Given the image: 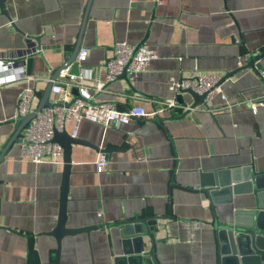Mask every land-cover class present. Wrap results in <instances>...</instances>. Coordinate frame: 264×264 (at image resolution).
Masks as SVG:
<instances>
[{
	"label": "crops",
	"instance_id": "1",
	"mask_svg": "<svg viewBox=\"0 0 264 264\" xmlns=\"http://www.w3.org/2000/svg\"><path fill=\"white\" fill-rule=\"evenodd\" d=\"M86 3L6 0L16 27L0 15L2 72L20 76L19 51L29 43L37 48L31 75L0 86L1 144L17 125L20 92L31 86L41 93L72 53ZM120 42H144L157 57L131 76V85L124 78L109 82L93 95L96 103L153 111L159 100H177L175 82L195 69L230 74L220 82L227 100L216 94L209 108L183 117L180 108L120 126L83 121L76 137L88 143L72 147L66 226L107 227L64 236L59 264H125L117 259L127 238L120 223L139 218L158 219L146 248L159 264H221L213 222L245 221L256 200L226 189L213 195L212 183L226 188L231 179L264 173V103L256 112L249 106L264 99V55L255 68L248 65L264 52V0H92L81 40L89 51L77 79L105 81L107 58ZM69 77L63 70L57 79L72 97ZM183 98L180 105L193 103L190 94ZM73 125L66 124L69 133ZM20 147L14 144L0 163V264H54L58 244L45 232L58 222L63 163L33 162ZM100 153L108 164L97 172ZM188 222L196 223L192 238Z\"/></svg>",
	"mask_w": 264,
	"mask_h": 264
},
{
	"label": "water",
	"instance_id": "2",
	"mask_svg": "<svg viewBox=\"0 0 264 264\" xmlns=\"http://www.w3.org/2000/svg\"><path fill=\"white\" fill-rule=\"evenodd\" d=\"M6 0H0V15H5L10 21L13 27H16L9 12L5 9ZM92 0H87L79 34L74 44L72 53L65 59V61L58 66L49 77L46 86L41 93L36 92L35 99L36 104L32 112L21 116L18 115L15 122L17 123L15 129L11 135L0 146V163L4 160L5 156L11 150V148L17 142H21V134L24 128L28 127L30 122L36 115L45 108L53 107L57 105L70 106L75 100L83 99L79 95V92L75 86L72 87V98L69 102L63 104L60 102H54L50 100V92L54 81L58 75L67 70L69 76L77 77L80 73V65L76 61L78 52L81 49V40L85 29V24L88 18L89 9ZM144 42H140L135 46V50L144 46ZM35 43L27 46L26 49L20 50L18 54V60L16 66H21L25 75H31V67L36 53ZM264 55V52L252 58L249 62V66L255 68V62ZM20 58V59H19ZM110 58H107L109 60ZM131 60L123 68L122 72L116 76L115 80L124 78L129 85H131V76L128 73V66ZM230 74H226L228 77ZM223 78V79H224ZM222 79V80H223ZM109 84L106 83L105 86ZM132 87V86H131ZM133 88V87H132ZM134 90V89H133ZM135 91V90H134ZM188 93L193 99V103L190 105V109L180 116H186L193 109H196L200 105H204L209 108V104L206 100V93L198 94L192 89L182 90L177 96V102L179 104L184 103L183 94ZM90 103H96L93 99ZM176 118V117H173ZM54 142L60 144L63 148V171L61 182V196H60V211L57 225L49 232H45L47 235L55 237L58 248L56 252L52 253L51 259L54 264H59L60 248L62 238L66 235H74L81 232L89 233L93 229L101 228L105 229L107 226L95 225L85 226L79 228H69L66 226L67 222V201H68V189H69V177L72 168V147L75 144H86L85 140L79 137H73L67 129L62 131L55 130L52 139ZM100 152H107L100 150ZM224 184H221L219 180H215L211 186V193L223 191L226 189L229 193L241 194V193H253L256 206L254 210H251L247 214L245 221L238 219L233 224L221 223L218 220L213 222L214 228L218 232V238L220 243L221 264H264V173L258 174L255 177H246L244 182L237 179H231L228 186L223 188ZM222 187V188H221ZM121 228L123 229V235L127 238L122 240L123 253L117 259L125 264H159L154 254L150 249H147L148 244H153L154 233L159 231L157 218H139L136 221L121 222ZM135 235V236H132Z\"/></svg>",
	"mask_w": 264,
	"mask_h": 264
},
{
	"label": "built area",
	"instance_id": "3",
	"mask_svg": "<svg viewBox=\"0 0 264 264\" xmlns=\"http://www.w3.org/2000/svg\"><path fill=\"white\" fill-rule=\"evenodd\" d=\"M38 50V49H37ZM87 48H81L77 54L76 61L83 62L88 55ZM157 57L155 49L149 46H141L135 50V46L127 42H120L114 46L113 56L107 60V70L105 81L101 80H83L79 81L77 77L70 76L67 84L72 89L75 86L79 95L83 99L75 100L70 106L57 105L42 109L35 118L32 119L29 126L24 128L20 136L21 155L33 162L50 161L54 163H63V148L60 144L54 142L53 136L55 130L62 131L66 129V124L73 121V129L71 135L76 137L80 124L89 120L104 126H120L128 123L135 118H153L158 117L162 112H175L180 108L184 110L190 109V105L182 106L178 104L176 97L163 99L158 101V106L153 111L147 112L142 106H132L127 109H118L110 102L90 103L93 95L104 89L106 83L115 80L126 64L131 60L128 66V73L134 77L146 70L149 63ZM5 60L0 56V86L13 80L25 78L24 73L16 77L11 71L2 72L5 66ZM37 75L36 77H39ZM223 74L211 73L207 74L198 69L184 79H180L174 84L176 93L182 90L192 89L198 94L207 92L206 100L209 102L213 96L220 94L223 99L227 100V96L223 92L220 85ZM37 90L31 86L25 87L19 95L18 115L24 116L33 111L35 107V94ZM71 95L67 88L63 86L61 80L56 79L52 85L50 92V100L54 102L67 103L71 100ZM264 103V99L251 101L249 106L252 111L256 112L259 105ZM1 146V138H0ZM97 172L106 169L108 158L104 153H100L94 161ZM190 238L193 236V230L196 227L195 222L187 223Z\"/></svg>",
	"mask_w": 264,
	"mask_h": 264
}]
</instances>
